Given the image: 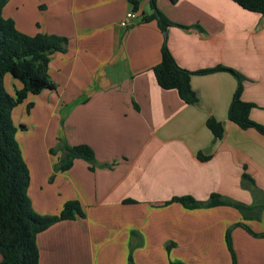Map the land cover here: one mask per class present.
<instances>
[{
	"label": "crops",
	"instance_id": "1",
	"mask_svg": "<svg viewBox=\"0 0 264 264\" xmlns=\"http://www.w3.org/2000/svg\"><path fill=\"white\" fill-rule=\"evenodd\" d=\"M171 22L196 29L139 23L149 14L141 0L132 24L126 0H7L2 16L17 31L67 39L46 68L54 90H43L12 112L15 138L29 173L27 197L40 215H56L78 201L84 217L51 225L37 234L38 264H264V213L245 223L230 206L185 209L171 202L217 194L253 205L264 197V136L227 120L236 79L227 72L193 75L198 101L184 104L174 90L156 84L152 68L166 45L187 71L221 65L241 75V100L255 105L249 117L264 125V14L231 0H156ZM9 94L21 88L4 77ZM7 84L12 90L7 88ZM32 107L26 110V104ZM223 124L214 140L205 122ZM24 126L25 129H21ZM86 145L94 161L75 159L55 172L63 146ZM247 175L253 185L243 181ZM132 203H125V201ZM1 260V256H0Z\"/></svg>",
	"mask_w": 264,
	"mask_h": 264
},
{
	"label": "trees",
	"instance_id": "2",
	"mask_svg": "<svg viewBox=\"0 0 264 264\" xmlns=\"http://www.w3.org/2000/svg\"><path fill=\"white\" fill-rule=\"evenodd\" d=\"M178 0H169L174 4ZM242 9L255 14H264V0H231ZM7 0H0V264H38V250L35 243L37 234L51 225L76 217H84L78 201L66 202L56 215H40L31 208L27 197L29 173L24 163L15 134L17 127L13 122L12 112L21 105L28 95H37L43 90H54V84L47 78L46 68L51 55L65 52L67 39L57 35L37 33L33 36L16 30L11 20L2 16V10ZM131 11L137 13L141 0H126ZM150 13L139 14V23L155 21L159 30L164 34L169 27L196 29L202 32L199 26L185 27L169 21L157 8L156 0H148ZM217 72H227L236 79V88L232 95L227 120L242 130L254 129L264 136V125L252 121L249 117L254 104L241 100L244 78L234 70L217 65L212 68L198 71H187L180 68L172 57L167 45L166 36L160 47L159 63L152 68L156 84L162 90H174L179 99L186 105H193L198 101L192 90L190 80L193 75H209ZM11 76L21 84V88L9 94L4 88V77ZM32 103L26 104V110ZM207 129L214 140L223 136L224 128L220 121L208 118L205 122ZM25 129L24 126H20ZM75 159L87 162L94 161V154L86 145L63 146V153L54 166L55 172L68 170ZM243 181L253 185V181L243 175ZM175 202L185 209L213 208L230 206L241 212L244 220L259 219L264 208V197L260 204L244 206L231 202L220 195L212 194L206 201L200 202L189 196L173 197L165 202ZM132 203V201H125ZM257 238H264V230L254 233L244 223L236 224ZM225 246L231 258V264H236L233 253L230 228L225 232ZM128 264H134L128 256ZM168 264H183L171 262Z\"/></svg>",
	"mask_w": 264,
	"mask_h": 264
},
{
	"label": "built area",
	"instance_id": "3",
	"mask_svg": "<svg viewBox=\"0 0 264 264\" xmlns=\"http://www.w3.org/2000/svg\"><path fill=\"white\" fill-rule=\"evenodd\" d=\"M136 18V14L132 11L128 12L123 19V21L120 23L122 27H127L132 24V20Z\"/></svg>",
	"mask_w": 264,
	"mask_h": 264
},
{
	"label": "rangeland",
	"instance_id": "4",
	"mask_svg": "<svg viewBox=\"0 0 264 264\" xmlns=\"http://www.w3.org/2000/svg\"><path fill=\"white\" fill-rule=\"evenodd\" d=\"M7 88H8V89L11 88L10 90H12V87H11L9 84H7ZM251 199H252V202H254L253 205H244V206H247V207H249V206H254V205H258V204H260V203L262 202V201H260V197H259V196H255V197L252 196ZM237 211L239 212V215H240L241 212H240L239 210H237ZM262 212L264 213V208L262 209L261 213H262ZM261 213H260V215H261ZM241 219H242L243 221H245V223H248L249 221H251V220H249V219H248V220H247V219L244 220L243 217H241ZM257 220H258V219H257Z\"/></svg>",
	"mask_w": 264,
	"mask_h": 264
}]
</instances>
